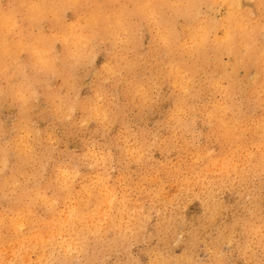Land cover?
Masks as SVG:
<instances>
[{
	"label": "clouds",
	"instance_id": "obj_1",
	"mask_svg": "<svg viewBox=\"0 0 264 264\" xmlns=\"http://www.w3.org/2000/svg\"><path fill=\"white\" fill-rule=\"evenodd\" d=\"M0 264H264V0H0Z\"/></svg>",
	"mask_w": 264,
	"mask_h": 264
},
{
	"label": "rangeland",
	"instance_id": "obj_2",
	"mask_svg": "<svg viewBox=\"0 0 264 264\" xmlns=\"http://www.w3.org/2000/svg\"><path fill=\"white\" fill-rule=\"evenodd\" d=\"M71 146V145H70Z\"/></svg>",
	"mask_w": 264,
	"mask_h": 264
}]
</instances>
